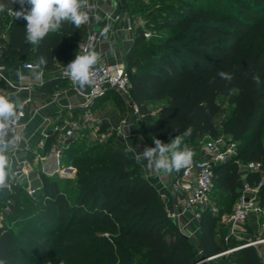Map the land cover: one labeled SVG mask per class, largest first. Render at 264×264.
<instances>
[{
    "label": "trees",
    "instance_id": "1",
    "mask_svg": "<svg viewBox=\"0 0 264 264\" xmlns=\"http://www.w3.org/2000/svg\"><path fill=\"white\" fill-rule=\"evenodd\" d=\"M233 2L236 8L231 11L220 10L214 3L185 4L175 21L163 24L173 33L157 44L156 53L144 46L138 53L140 60L136 51L146 37L144 29L137 27L127 56L128 66L134 68L131 95L142 125L153 138L171 141L190 129L182 146L187 145L196 156L207 139L225 135L237 141L236 155L214 167L212 192L218 190L224 196L220 202L217 197V204L202 211L199 219L198 249L206 260L241 245L217 239L219 215L232 212L244 185L237 161L264 165V0ZM9 18L6 9L0 11V36L4 23H9L8 39L0 38L5 63H38L43 55L47 64L42 68L48 69L82 53L81 29L70 22H63L42 43L30 45L25 42L26 21ZM184 51L190 59L183 56ZM221 70L233 79H221L217 75ZM254 77H259V85ZM222 95L229 97L233 108L219 125L218 97ZM161 101L163 105L151 112V104ZM57 135L48 132L46 148L55 144ZM107 143L91 144L76 160L78 192L73 197L62 188L60 178L45 173L33 196L21 186L11 187L8 197L0 201L1 209H10L15 200L27 196L24 202L36 198L38 202L31 210L3 216L0 260L5 264H203L138 159L117 139ZM73 152L75 147L70 145L61 161ZM261 179L259 172H248L245 177L250 185ZM262 202L264 183L259 189ZM237 250L244 264H264L255 247Z\"/></svg>",
    "mask_w": 264,
    "mask_h": 264
},
{
    "label": "crops",
    "instance_id": "2",
    "mask_svg": "<svg viewBox=\"0 0 264 264\" xmlns=\"http://www.w3.org/2000/svg\"><path fill=\"white\" fill-rule=\"evenodd\" d=\"M89 3V19L79 27L81 33L78 42L80 43L85 39L89 33L95 32L99 36V42L96 43L94 49L102 53L104 61L127 62V56L132 47L135 33L127 30L128 19L123 15L119 20L114 18L120 13L117 0H89ZM109 14H111L110 17ZM8 27L9 23H4L0 38L8 39ZM26 62L37 63L35 60ZM26 62L5 63L0 61V65L4 66V69L0 72V95L10 97L18 104L27 101V106L32 110L31 116L24 121L22 127V133L25 138L23 145L28 149V157L31 164L36 166V168H40L39 163L41 161V172L32 176L33 183L34 178L38 177L40 184L35 186L40 188L42 186V174L45 173V170H52L55 168V158L52 153V146L55 144L46 148L48 137L46 138L44 136L45 133L49 132L53 126L60 124L65 118L68 117L67 119H70L68 116L69 113L76 112L79 114V111L70 110L67 106L70 100L76 99L74 85L61 73L62 65L67 61L64 63L56 62L52 67L48 69L42 68V70L26 69L24 68ZM18 71L22 73V78L17 76ZM36 71H42L43 73L39 79L36 78ZM77 87L81 89L78 85ZM81 90L86 91L87 87ZM113 95L121 98L123 103L120 104L116 102L118 106L114 103L111 104L110 101L112 98H110V100L108 99L109 97H116ZM157 103L158 105L156 108L152 109L151 107ZM163 103L164 101L152 103L150 106L151 112L155 113ZM93 111L94 114L103 121L101 132L106 135V139L109 134L113 133V128L119 125L121 119L129 116L127 103L121 96L114 92H110L106 96L98 98L93 104ZM123 133L124 137L115 132L116 139L125 145L138 159L148 181L156 187L163 201H166L167 205L168 203L172 205L170 206L171 211L178 210L180 207L178 198L177 195L173 193L171 184V179L177 172H173L172 174L157 172L154 169L148 168L145 160L138 158L139 153H142L145 147L155 146L153 137L146 131L144 125L139 126V121L138 123L130 122L129 126L123 129ZM169 142L170 141H165L164 143ZM44 155L48 156L47 161L39 159L40 156ZM202 155L203 149L200 151L199 156ZM165 207L167 211H170L166 205ZM228 214V212L220 214L217 224V239L222 244L227 243L233 235H229V238L226 240L225 237L232 228L228 220ZM258 222V214L256 212H251L244 224L248 223L249 227L255 229L258 227L257 225H260ZM181 226L184 234L188 237L190 236L188 232L191 231V228H197L196 232L198 233V239L200 238V222L199 220L197 222L196 219H193L190 212H187L183 216ZM260 236L264 237V230ZM259 246L264 250V243ZM219 256H216V258Z\"/></svg>",
    "mask_w": 264,
    "mask_h": 264
},
{
    "label": "built area",
    "instance_id": "3",
    "mask_svg": "<svg viewBox=\"0 0 264 264\" xmlns=\"http://www.w3.org/2000/svg\"><path fill=\"white\" fill-rule=\"evenodd\" d=\"M19 10L20 8L8 7L6 8V14L10 18H15L14 12ZM110 16L111 14H109ZM121 17L122 15L119 13L114 18L119 20ZM137 27L133 22L128 21V31L135 33ZM144 36L147 38L151 37V31L144 30ZM97 42H99V36L95 32H91L79 43V48L82 53L90 50L96 51L94 47ZM97 53H99L100 60L94 68L92 82L86 86V91L79 89L65 75V67L72 60H68L61 67V73L71 81L76 90V99L70 100L67 106L70 110L79 111V119H74L71 114L69 116L70 119H67L64 124H57L52 127L51 130L57 132V136H60L64 143L61 148H53L52 153L55 158V168L45 170V173L51 175L60 173L59 166L62 162L63 150L69 146L67 141L75 137L76 133L83 130L87 131L93 138H106V135L101 132L103 121L93 112V104L98 98L114 92L121 96L127 103L129 116L122 118L119 125L113 128V132L121 134L124 137L123 129L129 126L130 122L138 123V121L142 120L140 109L131 95V74L134 72V68L129 67L125 61H104L102 53ZM36 64L26 62L24 68L37 70ZM3 69L4 66L0 65V72ZM27 104V101L22 103L23 108L18 109L16 118L9 122L7 130V135L15 142V146L8 153L12 165V176L8 179L7 185L10 187L13 185L21 186L25 188L30 196H33L38 188L33 185V178L31 176L33 167L28 157V149L23 145L25 138L22 133L24 121L32 114V110ZM44 136L47 138L48 132ZM202 149V156L193 159L190 166L179 170L171 179L172 190L177 195L180 207L176 211H168V214L182 232L181 222L187 212L192 214L193 219L199 220L202 211L211 206L210 195L214 187V167L219 163L228 161L236 155L237 141L221 135L217 138H210L204 141ZM39 159L47 161L48 156H40ZM237 164L241 177L244 180V185L234 209L228 214V220L232 228L225 237L226 240L229 238V235L236 233V227L245 223L251 212L263 213V208L259 204V189L264 183V165L260 161L243 162L241 160H238ZM248 172H259L262 178L261 181L250 185L245 180ZM211 210L214 213H218L215 207H211ZM262 225L264 227V219L262 220ZM263 243L264 237L250 240L246 245H240L236 249L253 246L264 262V250L259 246Z\"/></svg>",
    "mask_w": 264,
    "mask_h": 264
},
{
    "label": "clouds",
    "instance_id": "4",
    "mask_svg": "<svg viewBox=\"0 0 264 264\" xmlns=\"http://www.w3.org/2000/svg\"><path fill=\"white\" fill-rule=\"evenodd\" d=\"M13 3L20 5V10L15 11V18H23L26 21L25 42L30 45H38L44 41L50 32H57L63 22L68 21L79 28L89 19V0H13ZM0 5V11H3ZM100 60L96 51H85L76 54L75 58L65 67V75L81 89L91 84L94 68ZM45 56L38 58L36 69L46 66ZM42 71H36V78L42 76ZM217 75L226 81H231L233 76L229 72L218 71ZM17 76L22 78V73L17 72ZM257 85L260 84L259 77H254ZM23 105L13 101L12 98L0 95V190H3L8 179L12 176V165L9 159V151L15 146L14 140L7 135L9 122L17 116L18 109ZM191 134L190 129H186L169 143H164L160 139L153 138L154 147H145L138 158L147 162L150 169L164 174L178 172L182 168L191 165L194 152L183 145V137ZM7 137V138H6ZM0 264L5 261L0 260Z\"/></svg>",
    "mask_w": 264,
    "mask_h": 264
},
{
    "label": "rangeland",
    "instance_id": "5",
    "mask_svg": "<svg viewBox=\"0 0 264 264\" xmlns=\"http://www.w3.org/2000/svg\"><path fill=\"white\" fill-rule=\"evenodd\" d=\"M3 8L6 9L8 7L12 8H20V5L18 3H13V0H1ZM193 2L196 5L199 6H207L208 4L214 3L219 6L220 10H234L236 8L233 0H118V9L121 15H123L125 18L128 19V21L133 22L134 25H137L138 27H142L144 30H150L152 33V36L145 39L144 43L137 49L136 51V58L138 60L141 59V56L138 55V53H141L144 46L146 49H151L155 53L159 49L157 46L158 43L163 42L168 36H170L173 31L171 27H164L163 24L164 22H168L171 19L176 20L177 16L175 14H181L182 8L185 4ZM11 19V18H9ZM66 23L68 21H65ZM70 26H74L73 24ZM133 45V43H132ZM183 56L187 59L189 58V54L187 52H183ZM0 61L1 58H0ZM116 96V95H113ZM111 99V104L114 103L117 105V103H123L122 99L119 97H109L108 100ZM117 102V103H116ZM218 103L220 104L221 111L220 114L217 116L216 121L217 124L222 125V123L230 116L231 111H232V104L229 102V97L228 96H219L218 97ZM158 103L151 108L154 109ZM74 112V111H73ZM94 112V111H93ZM73 115L72 117L74 119H79V114L74 112V113H69L68 116ZM68 118V117H67ZM65 118L62 120L60 124H64L67 120ZM81 119V118H80ZM143 122L142 120L139 121V126L142 125ZM109 138V140H108ZM108 138L106 140L104 139H99V138H93L91 135L88 134L87 131H81L79 133L75 134V137H73L70 141H67L69 146L73 145L75 147V152L71 155H69L66 159L64 158L65 162H61V165L59 166L60 168V173H55V174H47L48 176H56L57 178H60L61 186L62 188L66 191V193L69 196H74L78 192V185L76 183V166L75 162L77 159L82 158L84 155V151L86 148L90 147L91 144H108L107 142H111L116 140L115 132L109 134ZM114 139V140H113ZM108 140V141H107ZM112 140V141H111ZM264 140V136H263ZM107 141V142H106ZM63 140L61 139L60 136H56L55 139V145H53V148H61L63 145ZM68 146V147H69ZM67 147V148H68ZM66 148V149H67ZM65 150V149H64ZM63 150V151H64ZM202 150V147H200V151ZM95 156L98 155V151L95 152ZM199 156V155H197ZM196 155L193 156L197 157ZM62 160V158H61ZM33 171L31 176H35L38 174V172H41V161L39 163L40 168H36L32 164ZM33 181V180H32ZM40 180H38V177L34 178V183L33 185L40 184ZM223 194L218 192V190H213L212 195L210 197V204H217L216 202L217 197L219 199L218 202L221 201L223 198ZM28 197V196H27ZM27 197H24L27 199ZM24 198L22 199H17L14 201L13 205L9 209V206H5L4 209L0 208V222H6V220H2L3 216L6 217L7 214L13 213L14 211H21V210H26V209H33L35 204H37L38 199H34L33 201H26L24 202ZM217 200V201H216ZM238 200V198H237ZM237 200L234 203V206L237 202ZM164 204L167 206L168 210L171 211L172 206L170 203H166V201H163ZM260 204V203H259ZM260 206L263 208V213H257L258 214V227L255 229H252L249 227L248 223L240 225L238 228H236V233L231 236V238L228 241V245L233 246L236 244V242H241V244L246 245L247 242L250 240H255L258 238H262L260 235L262 231L264 230V227L262 225V220L264 219V202L260 204ZM198 222V220H196ZM197 228H191V231L188 232L190 233V236L188 237L193 246L194 249L198 255V261L200 263H203L202 257L200 256L199 249H198V233L196 232ZM227 253H224L223 255L219 256L218 258H213L206 260L203 264H244L242 261V255L240 250H237L236 248H231L230 250L226 251Z\"/></svg>",
    "mask_w": 264,
    "mask_h": 264
},
{
    "label": "water",
    "instance_id": "6",
    "mask_svg": "<svg viewBox=\"0 0 264 264\" xmlns=\"http://www.w3.org/2000/svg\"><path fill=\"white\" fill-rule=\"evenodd\" d=\"M11 192V187L9 185H6V187L3 190H0V201L6 199L8 195ZM202 261H206L205 258H202Z\"/></svg>",
    "mask_w": 264,
    "mask_h": 264
}]
</instances>
